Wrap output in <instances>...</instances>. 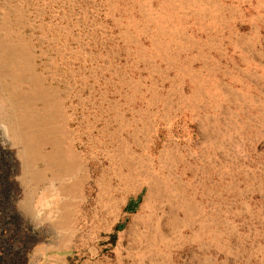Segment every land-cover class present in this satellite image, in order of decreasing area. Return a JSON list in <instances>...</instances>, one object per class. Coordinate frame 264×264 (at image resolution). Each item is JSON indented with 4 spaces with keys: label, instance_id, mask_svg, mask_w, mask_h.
<instances>
[{
    "label": "rangeland",
    "instance_id": "374dc122",
    "mask_svg": "<svg viewBox=\"0 0 264 264\" xmlns=\"http://www.w3.org/2000/svg\"><path fill=\"white\" fill-rule=\"evenodd\" d=\"M27 264H264V0H0V156Z\"/></svg>",
    "mask_w": 264,
    "mask_h": 264
},
{
    "label": "built area",
    "instance_id": "2783aa9c",
    "mask_svg": "<svg viewBox=\"0 0 264 264\" xmlns=\"http://www.w3.org/2000/svg\"><path fill=\"white\" fill-rule=\"evenodd\" d=\"M14 160L0 156V264H27L29 226L19 219Z\"/></svg>",
    "mask_w": 264,
    "mask_h": 264
}]
</instances>
